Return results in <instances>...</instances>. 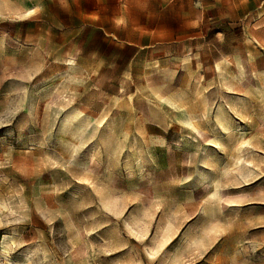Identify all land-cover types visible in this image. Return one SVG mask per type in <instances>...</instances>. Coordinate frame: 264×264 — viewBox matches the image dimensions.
Returning <instances> with one entry per match:
<instances>
[{
  "label": "rangeland",
  "instance_id": "374dc122",
  "mask_svg": "<svg viewBox=\"0 0 264 264\" xmlns=\"http://www.w3.org/2000/svg\"><path fill=\"white\" fill-rule=\"evenodd\" d=\"M3 236L0 264H264V0H0Z\"/></svg>",
  "mask_w": 264,
  "mask_h": 264
},
{
  "label": "bare ground",
  "instance_id": "6f19581e",
  "mask_svg": "<svg viewBox=\"0 0 264 264\" xmlns=\"http://www.w3.org/2000/svg\"><path fill=\"white\" fill-rule=\"evenodd\" d=\"M246 145V141H242L238 147V152L241 153V149L243 148V146ZM11 241L13 244H15V242L13 241V239L9 238L8 236H3L2 241H1V248L5 251V245L7 244V241ZM29 262V260L27 261Z\"/></svg>",
  "mask_w": 264,
  "mask_h": 264
}]
</instances>
